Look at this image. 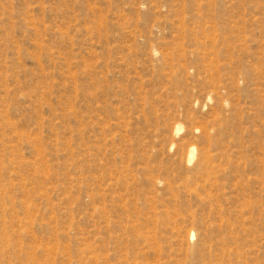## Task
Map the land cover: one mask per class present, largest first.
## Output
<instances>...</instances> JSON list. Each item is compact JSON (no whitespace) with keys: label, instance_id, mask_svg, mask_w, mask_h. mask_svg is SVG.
Returning <instances> with one entry per match:
<instances>
[{"label":"rangeland","instance_id":"obj_1","mask_svg":"<svg viewBox=\"0 0 264 264\" xmlns=\"http://www.w3.org/2000/svg\"><path fill=\"white\" fill-rule=\"evenodd\" d=\"M0 264H264V0H0Z\"/></svg>","mask_w":264,"mask_h":264},{"label":"bare ground","instance_id":"obj_2","mask_svg":"<svg viewBox=\"0 0 264 264\" xmlns=\"http://www.w3.org/2000/svg\"><path fill=\"white\" fill-rule=\"evenodd\" d=\"M194 154H195V147H191V149H190V159H192ZM194 235H195V233L192 232L191 233V237L193 238Z\"/></svg>","mask_w":264,"mask_h":264}]
</instances>
